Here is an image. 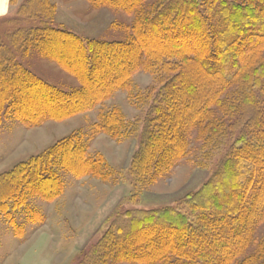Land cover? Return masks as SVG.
I'll list each match as a JSON object with an SVG mask.
<instances>
[{"label":"trees","instance_id":"obj_1","mask_svg":"<svg viewBox=\"0 0 264 264\" xmlns=\"http://www.w3.org/2000/svg\"><path fill=\"white\" fill-rule=\"evenodd\" d=\"M42 1L28 0L19 9L25 21L33 13L42 16L20 31L31 40L20 41L38 43L79 86L66 91L46 83L0 40V119L11 109L29 126L70 117L128 89L134 74L158 65L162 85L133 157L137 176L156 178L178 165L190 154L194 130L207 140L232 137L216 169L185 196L183 207L120 214L116 219L126 225L116 220L86 263L232 264L245 255L264 222V0H157L150 12H143L148 0H90L95 8L134 16L132 34L117 42L85 39L49 24L47 8L35 7ZM43 6L49 7L47 0ZM223 108L226 120L217 116ZM122 118L110 110L101 130L116 137ZM57 147L0 175V211L7 208L4 198L52 200L60 192L56 162L79 177L95 174L86 148L65 139L60 149L66 155L57 158ZM251 258L264 260V247L245 262Z\"/></svg>","mask_w":264,"mask_h":264},{"label":"rangeland","instance_id":"obj_2","mask_svg":"<svg viewBox=\"0 0 264 264\" xmlns=\"http://www.w3.org/2000/svg\"><path fill=\"white\" fill-rule=\"evenodd\" d=\"M27 1L10 2V13L0 17V40L10 45L17 62L46 83L66 91L77 88L78 80L45 55L38 43L20 41L23 37L31 40L20 31L42 19L41 14L33 13L31 21L18 15ZM47 1L49 7L43 6L44 0L35 7L47 8V14L51 15L49 24L85 39L117 42L125 41L132 34L134 16L113 7L95 8L90 0ZM226 1L245 3L248 0ZM156 3L157 0H148L143 12H150ZM160 71V66L155 65L137 72L128 89L117 91L106 101L70 117L50 118L29 126L12 109L2 114L0 175L46 154L57 144V158L65 156L60 146L68 138L86 148V154L96 161V170L95 174L79 177L56 162L52 168L60 181V192L52 200L26 194L22 198H4L7 208L0 211V264H87L92 250L111 225L119 219L121 225H126L117 216L134 210L183 207L185 196L208 180L226 154L231 136L207 140L194 130L189 138L190 154L178 165L156 178L139 177L133 170V157L140 147L146 119L151 116L155 94L162 85ZM115 108L123 120L113 137L101 130V124L103 115ZM226 113H229L227 109L217 110L221 120L227 119ZM65 147L70 148L72 144ZM263 247L264 222L253 232L245 255L232 264H264L258 258L245 262ZM107 264L150 263L108 259Z\"/></svg>","mask_w":264,"mask_h":264},{"label":"crops","instance_id":"obj_3","mask_svg":"<svg viewBox=\"0 0 264 264\" xmlns=\"http://www.w3.org/2000/svg\"><path fill=\"white\" fill-rule=\"evenodd\" d=\"M11 0H0V17H3L11 11Z\"/></svg>","mask_w":264,"mask_h":264}]
</instances>
